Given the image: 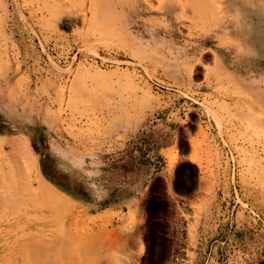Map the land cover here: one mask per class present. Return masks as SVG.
<instances>
[{"label": "rangeland", "instance_id": "1", "mask_svg": "<svg viewBox=\"0 0 264 264\" xmlns=\"http://www.w3.org/2000/svg\"><path fill=\"white\" fill-rule=\"evenodd\" d=\"M263 39L264 0H0V264H264Z\"/></svg>", "mask_w": 264, "mask_h": 264}, {"label": "crops", "instance_id": "2", "mask_svg": "<svg viewBox=\"0 0 264 264\" xmlns=\"http://www.w3.org/2000/svg\"><path fill=\"white\" fill-rule=\"evenodd\" d=\"M64 21H63L65 23V24L63 23L64 26H66L67 28L70 27V29H73L74 28V24L75 23L73 22L72 18L68 17V19H65ZM162 124H163V127H162V125L160 123H156L153 126H151L149 128V130H151V133H149V136L147 137L146 140H142V141H145L148 144H150V146H152L151 147V152L153 154L161 155L164 158V160L166 161V163H168V158H167V156L165 154V151H167L168 149H170L171 147H173L174 145H176V143L178 142V135L169 134V131L167 132V130H169V128H171V127H169L167 124H164V123H162ZM141 130H142V132H140ZM133 133L134 132L131 131V134H130V136L128 138L131 139L130 141H132V140L134 141L135 140V142L139 143V139H141L142 137L138 136V134L139 133L140 134L141 133L144 134V127L141 126L138 129V132L137 133H134V134ZM147 134L148 133H146L144 135L147 136ZM192 137H195V135H192ZM192 137H188L187 138L188 147L185 150L182 147L180 148L181 150L179 152V161L191 162V163H194L195 165H197L199 167V165L196 162H193L190 159V156L192 157L193 154H194V146H193ZM126 144H128V141H126ZM132 144L133 143H130L131 146H132ZM141 149H142V147H141ZM135 152H138V151L136 150ZM130 156H131L130 157L131 161H134V159H137V156H136V154L133 153V150H131V155ZM156 157H158V156H156ZM47 158H49V157H47ZM47 158H46V160H47ZM51 160H52V158L50 157L48 159V161H51ZM45 164H46L45 165V174H44V175H46L45 177L46 178L48 177L50 179H53L54 181L55 180L56 181L59 180L58 177L61 175V173H58V172L57 173L56 172L54 173L51 170V168H49V166H47V163H45ZM142 164L136 162V164L134 165L131 162V164L129 166L130 168L128 170H125L124 176L127 177L128 176V172H131L132 171V168H137L138 165H142ZM147 172H148V169H147ZM66 180L67 179H65V181ZM143 180L144 179L141 180V183L144 182ZM67 184H68V186H70L69 181L67 182ZM112 184H113V182H110L108 180L107 176H105V177H102L101 180H100V187L101 188H96V190L95 189L91 190L90 188H88L85 185H79L78 186V189H77L78 192H79L78 193L79 198H81L82 200H85L87 202H90V201H92V195H93V193L97 194L101 190H104L106 188H110V193H109V195H108L107 198H109V196L114 195L113 193H115V194L118 193L120 195V198L118 200H116V199L110 200V203L112 202V204H111L112 206L113 205H117V204H119L121 206H125L127 203H129V202H131L133 200V197L135 195L133 190H135V189H133V186H131L130 183H128V184L125 183L124 186L123 185H119V186L117 185L116 186V185H112ZM140 189H142V188H140ZM120 193H122V194H120ZM106 200H109V199H103L102 201L105 202ZM204 239L207 240V237L202 238L201 243H203L205 241ZM212 239L213 238L210 237L209 241L211 242ZM215 241H217V240H215ZM210 245L212 247V245H213L212 242H211ZM204 251H207L206 248H204ZM202 255H203V249H199L197 251V258H200Z\"/></svg>", "mask_w": 264, "mask_h": 264}, {"label": "bare ground", "instance_id": "3", "mask_svg": "<svg viewBox=\"0 0 264 264\" xmlns=\"http://www.w3.org/2000/svg\"><path fill=\"white\" fill-rule=\"evenodd\" d=\"M263 40H264V39H263ZM261 45H264V44H261ZM10 163H11V162H10ZM11 164H12V163H11ZM13 166H14V165H13ZM6 168H7V167H6ZM2 171H3V170H2ZM5 171H7V170H5ZM9 171H10V170H9ZM9 171H8V172H9ZM6 173H7V172H6ZM11 173H12V172H11ZM5 175H6V174H5ZM12 175H13V174H12ZM18 175H22V173H21V174H18ZM16 176H17V175H16ZM8 177H9V176H8ZM14 178H15V177H14ZM18 178H19V177H18ZM4 179H5V178H4ZM9 179H10V178H9ZM9 179H8V180H9ZM19 179H20V178H19ZM2 180H3V179H2ZM2 180H1V181H2ZM5 180H6V179H5ZM5 180H4V181H5ZM22 180H23V179H22ZM9 181H10V180H9ZM14 181H15V180H14ZM18 181H19V180H18ZM23 181H24V180H23ZM5 183H6V182H5ZM7 183H8V182H7ZM7 183H6L5 185L8 187L9 184L7 185ZM3 184H4V183H3ZM0 185H1V183H0ZM15 185H16V184H15ZM20 185H21V183H20ZM10 186H11V185H10ZM13 187H14V186H13ZM3 188H4V187H3ZM10 188H11V187H10ZM15 188H16V187H15ZM29 188H30V187H29ZM7 189H8V188H7ZM12 189H13V188H12ZM10 190H11V189H10ZM13 190H14V189H13ZM18 191H19V190H18ZM8 192H10V191H8ZM12 192H14V191H12ZM20 192H21V191H20ZM31 192H32V191H31ZM31 195H32V193H31ZM1 196H2V195H1ZM3 196H5V195L3 194ZM3 196H2V197H3ZM7 196H8V195H7ZM33 196H34V195H33ZM5 197H6V196H5ZM21 198H22V197H21ZM27 198H28V197H27ZM1 199H2V198H1ZM9 199H10V198H9ZM15 199H16V198H15ZM24 199H25V198H24ZM2 200H3V202H4V198H3ZM2 200H1V201H2ZM10 200H11V199H10ZM22 200H23V199H22ZM5 201H6V200H5ZM12 201H13V199H12ZM3 202H2V203H3ZM6 203H7V202H6ZM8 203H9V202H8ZM12 203H13V202H12ZM4 204H5V203H4ZM1 205H3V204H1ZM1 205H0V206H1ZM16 205H17V203H16ZM18 205H19V204H18ZM19 206H20V205H19ZM3 207H4V206H3ZM13 207H14V206H13ZM0 208H2V206H1ZM6 208H8V207L6 206ZM10 208H11V207H10ZM24 208H25V206H24ZM24 208H23V210H24ZM8 209H9V208H8ZM17 209H18V208H17ZM3 210H4V209H3ZM5 211H6V210H5ZM16 213H17V212H16ZM18 213H19V211H18ZM18 213H17V214H18ZM3 214H4V213H3ZM0 215H2V214H0ZM3 217H4V216H3ZM5 218H6V217H5Z\"/></svg>", "mask_w": 264, "mask_h": 264}]
</instances>
